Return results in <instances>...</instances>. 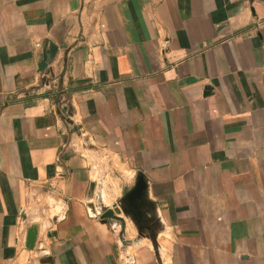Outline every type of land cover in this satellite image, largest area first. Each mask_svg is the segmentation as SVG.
<instances>
[{
  "label": "crops",
  "instance_id": "obj_1",
  "mask_svg": "<svg viewBox=\"0 0 264 264\" xmlns=\"http://www.w3.org/2000/svg\"><path fill=\"white\" fill-rule=\"evenodd\" d=\"M0 264H264V0H0Z\"/></svg>",
  "mask_w": 264,
  "mask_h": 264
},
{
  "label": "water",
  "instance_id": "obj_2",
  "mask_svg": "<svg viewBox=\"0 0 264 264\" xmlns=\"http://www.w3.org/2000/svg\"><path fill=\"white\" fill-rule=\"evenodd\" d=\"M57 52V46L49 42V48L46 50L43 59L39 62V71H43L49 62H51ZM95 183H90V189H94ZM148 207L147 199V181L143 174H138L134 185L125 193L119 203H114L109 207H102L100 218L103 221L116 220L121 226V235L125 228V219L121 213L128 214L134 222L141 221L144 215L143 210Z\"/></svg>",
  "mask_w": 264,
  "mask_h": 264
},
{
  "label": "flooded vegetation",
  "instance_id": "obj_3",
  "mask_svg": "<svg viewBox=\"0 0 264 264\" xmlns=\"http://www.w3.org/2000/svg\"><path fill=\"white\" fill-rule=\"evenodd\" d=\"M137 226L141 230H146V231H153L155 228V222L154 223H148V221L144 220V217L142 218L141 221L137 222Z\"/></svg>",
  "mask_w": 264,
  "mask_h": 264
},
{
  "label": "rangeland",
  "instance_id": "obj_4",
  "mask_svg": "<svg viewBox=\"0 0 264 264\" xmlns=\"http://www.w3.org/2000/svg\"><path fill=\"white\" fill-rule=\"evenodd\" d=\"M109 176H110V177H113V178L115 177V176H114L113 174H111V173L109 174ZM98 177L101 179V177H100V176H98ZM104 178H105V176H104ZM100 181H102V180H100ZM108 182H109V181H108ZM108 184H110V183H108ZM117 203H119V200H118V202H117ZM51 212H53V211H51Z\"/></svg>",
  "mask_w": 264,
  "mask_h": 264
},
{
  "label": "built area",
  "instance_id": "obj_5",
  "mask_svg": "<svg viewBox=\"0 0 264 264\" xmlns=\"http://www.w3.org/2000/svg\"><path fill=\"white\" fill-rule=\"evenodd\" d=\"M37 45L41 47V44H40V43H38ZM67 145H68V144L66 143V144H64L63 146L65 147V146H67Z\"/></svg>",
  "mask_w": 264,
  "mask_h": 264
}]
</instances>
